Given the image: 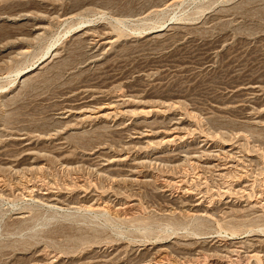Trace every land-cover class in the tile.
I'll return each mask as SVG.
<instances>
[{"label": "rangeland", "instance_id": "rangeland-1", "mask_svg": "<svg viewBox=\"0 0 264 264\" xmlns=\"http://www.w3.org/2000/svg\"><path fill=\"white\" fill-rule=\"evenodd\" d=\"M219 263L264 264V0H0V264Z\"/></svg>", "mask_w": 264, "mask_h": 264}, {"label": "bare ground", "instance_id": "bare-ground-1", "mask_svg": "<svg viewBox=\"0 0 264 264\" xmlns=\"http://www.w3.org/2000/svg\"><path fill=\"white\" fill-rule=\"evenodd\" d=\"M34 69V68H33ZM34 71V70H33ZM30 72H32V70L30 71ZM30 72H28V73H25L26 75H23V76H27ZM244 84V83H243ZM88 87V86H87ZM246 87H248V88H251V89H253V88H255V87H257V85L256 84H246ZM88 97V96H87ZM126 97V99L127 100H133V99H135L136 97L135 96H133V95H130V96H125ZM125 98H123V100H124ZM163 99H165V98H163ZM122 100V101H123ZM168 101V100H167ZM119 103V102H118ZM95 105H96V103H95ZM114 105H113V103L111 102V103H105V104H102V105H98V107H95L94 109H95V111H96V113L98 114V115H101V116H103V117H109V116H111L112 115V111L111 110H114ZM119 107V106H118ZM87 108H89V107H87ZM82 109V108H81ZM77 110H79V109H77ZM108 111H111L110 113L108 112ZM115 111H116V109H115ZM115 111H114V113H115ZM119 111V110H118ZM144 111V110H143ZM108 112V113H107ZM125 113V112H124ZM100 117V116H99ZM136 128V127H135ZM137 129V128H136ZM142 128H139V129H137L136 130V135L138 136V135H141L142 134V131L143 130H141ZM152 130V129H151ZM128 131V130H127ZM154 131V130H153ZM172 132V131H171ZM147 133H149V131L147 132ZM170 133V132H169ZM168 133V134H169ZM152 134V133H151ZM155 134H157V133H155ZM148 135H150V134H148ZM178 137V136H177ZM169 139V138H168ZM6 157V156H5ZM9 164V163H8ZM7 164V165H8ZM69 165V164H68ZM43 167V166H42ZM70 169V168H69ZM68 170V169H67ZM133 183H135V182H133ZM173 184V183H172ZM169 185V184H168ZM157 190V189H156ZM220 250V249H219ZM228 253V252H227ZM253 253V252H252ZM255 256H256V254H254ZM252 256V255H251ZM252 257H254V256H252ZM221 263V262H220ZM219 263V264H220Z\"/></svg>", "mask_w": 264, "mask_h": 264}]
</instances>
